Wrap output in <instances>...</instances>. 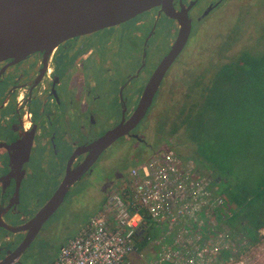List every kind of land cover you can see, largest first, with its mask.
<instances>
[{"label": "flooded vegetation", "instance_id": "af4514ba", "mask_svg": "<svg viewBox=\"0 0 264 264\" xmlns=\"http://www.w3.org/2000/svg\"><path fill=\"white\" fill-rule=\"evenodd\" d=\"M226 1L173 0L174 8L185 10L192 24L183 52L195 26ZM178 30L175 19L166 16L160 7H153L124 22L66 39L47 55L37 51L16 62L0 61V264H25L26 256L38 246V239L49 233L44 225L64 207L65 198L80 186L83 177L90 176L96 161L113 143L74 183L75 188L25 250L15 253L28 231L11 230L24 227L51 198L67 169L85 158V152H77L80 148L136 110L147 82L170 50ZM160 34L167 35L163 47L158 43ZM122 51L129 56L126 70L120 73L115 70V60ZM181 52L166 70L144 117L130 134L119 139H133L150 148L137 129L148 114L163 108L159 98L171 90L168 78L176 71ZM16 145L23 148L15 152L11 147ZM139 150L143 153V149L134 148V154ZM13 157L23 163L12 165ZM35 174L39 175L38 181ZM57 224L53 223L54 232ZM55 234L62 240L69 238L62 226Z\"/></svg>", "mask_w": 264, "mask_h": 264}, {"label": "rangeland", "instance_id": "374dc122", "mask_svg": "<svg viewBox=\"0 0 264 264\" xmlns=\"http://www.w3.org/2000/svg\"><path fill=\"white\" fill-rule=\"evenodd\" d=\"M160 28L159 31H163V25ZM160 36L159 47H163L167 35L160 34ZM263 47L264 0H227L213 15L201 22L189 39L187 48L181 52L176 71L169 75L170 92L164 93L159 98L163 102L162 104L167 103L163 105V108H170V112L148 114L145 123L137 129V132H140V137L144 142L146 141L145 143L150 148H145L142 143L133 139H119L113 143L96 161L90 176L83 177L84 181L82 180L80 186L65 198L64 207H61L51 217V221L49 220V223L44 225L49 233L38 239V246L26 256L25 264H50L57 256L62 240L58 236L59 234H55L59 227L62 226L64 235L72 236L92 214L101 208L110 187L120 177L127 175L133 166L145 161L155 151L172 150L183 158L190 157L193 146L190 144L185 129L180 128L172 135L168 134V130L177 120L181 105L188 93V83L191 78L207 71V66L211 71L214 66L228 62L238 51ZM120 55L116 57L115 70L123 73L127 68L126 62L129 53L122 51ZM209 65H212V68ZM165 116L167 122L165 126L161 127L160 123ZM134 148L143 149V153L139 150L134 154ZM185 160L188 159L185 158ZM196 173V176L199 175V178H203L207 185L210 179L208 171L201 169L199 173ZM38 177L39 175L35 174V181H38ZM31 180L32 177H30ZM215 188L213 187V189ZM262 212L263 205L258 202L252 209V216L258 217L262 215ZM67 215L68 217L65 219ZM213 219L211 212L203 214L202 220H207L205 224L207 223V226L212 227L217 233L212 241L219 245L218 252H220V254L214 253L211 256L209 264L239 262L242 264H264V229L259 231L258 241L253 242L246 230L240 229L238 225L223 223L221 227L217 228V223ZM56 222L58 224L54 232L53 223L56 224ZM223 241L225 242L222 243Z\"/></svg>", "mask_w": 264, "mask_h": 264}, {"label": "trees", "instance_id": "16d2710c", "mask_svg": "<svg viewBox=\"0 0 264 264\" xmlns=\"http://www.w3.org/2000/svg\"><path fill=\"white\" fill-rule=\"evenodd\" d=\"M169 112L164 107L157 113ZM163 118L161 127L167 122ZM180 128L193 146L185 158L194 162L195 172L208 171L206 188L223 199L211 211L216 227L238 225L255 241L264 229V47L238 51L228 62L193 76L168 134ZM258 202L263 212L254 217ZM144 219L150 234L149 218Z\"/></svg>", "mask_w": 264, "mask_h": 264}, {"label": "built area", "instance_id": "2783aa9c", "mask_svg": "<svg viewBox=\"0 0 264 264\" xmlns=\"http://www.w3.org/2000/svg\"><path fill=\"white\" fill-rule=\"evenodd\" d=\"M195 173L193 162L174 151L154 152L110 187L101 208L64 241L51 264H129V257L139 253L135 238L144 216L176 229L173 246L153 264L203 263L204 238L186 235L177 226L221 207L223 200ZM217 245L206 249L218 253Z\"/></svg>", "mask_w": 264, "mask_h": 264}, {"label": "water", "instance_id": "95a60500", "mask_svg": "<svg viewBox=\"0 0 264 264\" xmlns=\"http://www.w3.org/2000/svg\"><path fill=\"white\" fill-rule=\"evenodd\" d=\"M153 7H160L166 16L178 22L179 30L170 50L147 82L136 110L92 143L80 148L77 152H85V158L74 168L67 169L51 198L24 227L11 230L28 231L15 253L25 250L76 185L74 183L91 168L100 154L119 138L130 134L144 117L166 70L186 45L192 24L185 10L174 8L173 0H0V61L12 59L14 62L37 51L47 55L66 39L124 22ZM11 148L16 152V148L23 146ZM25 151L28 155V146ZM26 159L24 155V161ZM22 163L13 157L12 165ZM14 172L12 170V175Z\"/></svg>", "mask_w": 264, "mask_h": 264}, {"label": "crops", "instance_id": "0c3cea01", "mask_svg": "<svg viewBox=\"0 0 264 264\" xmlns=\"http://www.w3.org/2000/svg\"><path fill=\"white\" fill-rule=\"evenodd\" d=\"M198 173H199V171H198ZM196 175H197V173H195V176ZM125 176L120 177V179L124 178ZM198 177H199V175H198ZM103 201H105V199ZM103 203H102V205H103ZM202 217H203V214H199L198 217L194 221L189 220L183 224L178 225L177 228L178 227H180V228L177 229V231L184 232V233H186V235L195 236L197 234L201 238H204L203 239L204 248L206 246L211 248V246L214 243L212 240L214 239V237H216L217 233H216V231L213 230L212 227H208L207 223L205 224V222L207 220L203 221ZM87 220L83 224H85L87 222ZM213 220H215V219H213ZM213 220H212V222H213ZM200 222H203V223L200 224ZM149 223H150L149 225L152 226V228L150 230V234H149V231H147L148 225H146V222L144 219V223H143V225H141L140 230L136 235L135 243L139 249V253H133L129 257V264H153L154 260L158 259L159 254L165 248L173 246L174 234L176 233V229H170L169 226L164 224V223L162 225L159 223H153V222H151L150 219H149ZM203 224H205V225L203 226ZM198 228H199V230H198ZM213 232H215V233H213ZM66 239L67 238L63 239L60 242V244H62ZM255 241H258V238ZM255 241H253V242H255ZM224 242L225 241H223L222 243H224ZM140 243H142L141 246H140ZM197 243H198V241H197ZM196 247H197V245H195V248ZM206 248L204 249V252H203V256H204L203 263L198 261V264H209L210 263L211 256L213 255V253L210 251L209 248L208 249H206ZM208 253H210V254L208 255ZM218 254H220V252H218ZM225 254L228 255V253H225ZM165 263H167V262H164L162 264H165ZM168 263H171V262H168Z\"/></svg>", "mask_w": 264, "mask_h": 264}]
</instances>
